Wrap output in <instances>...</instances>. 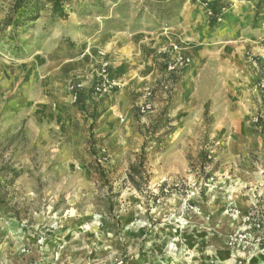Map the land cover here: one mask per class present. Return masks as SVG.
<instances>
[{"label": "rangeland", "instance_id": "374dc122", "mask_svg": "<svg viewBox=\"0 0 264 264\" xmlns=\"http://www.w3.org/2000/svg\"><path fill=\"white\" fill-rule=\"evenodd\" d=\"M203 1L0 0V264H264V0Z\"/></svg>", "mask_w": 264, "mask_h": 264}, {"label": "trees", "instance_id": "16d2710c", "mask_svg": "<svg viewBox=\"0 0 264 264\" xmlns=\"http://www.w3.org/2000/svg\"><path fill=\"white\" fill-rule=\"evenodd\" d=\"M149 1V11L155 14L156 23L170 25L174 22L176 16L181 10L184 0H147ZM69 3V0H12L9 5L7 14L2 22L3 26L13 25L14 28L25 26L36 20L40 13L47 8L49 9L52 17L65 18L67 12L65 6ZM209 10V23H215L220 18L222 12L229 7V3L226 0H212L210 3L203 1ZM171 77V73L169 74ZM164 110V113H166ZM158 125V124H157ZM154 125V128L157 126ZM146 140L141 145L137 159L129 166L127 173V180L135 188L140 191L139 182L145 180L149 176L146 172ZM202 153V152H201ZM206 154H201L200 158L202 165L206 163ZM100 173V172H99ZM209 176L206 175V178ZM154 200H157L158 196L153 195Z\"/></svg>", "mask_w": 264, "mask_h": 264}]
</instances>
